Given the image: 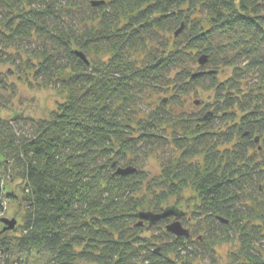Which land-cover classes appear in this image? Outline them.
Listing matches in <instances>:
<instances>
[{"label":"trees","instance_id":"obj_1","mask_svg":"<svg viewBox=\"0 0 264 264\" xmlns=\"http://www.w3.org/2000/svg\"><path fill=\"white\" fill-rule=\"evenodd\" d=\"M259 2L108 0L94 8L88 0H0V66L16 65L7 50L17 41L35 40V62L28 60L26 70L67 96L48 120L0 115V217L8 202L25 207L19 235L18 226L1 234L0 223V264H36L34 256L39 264H194L197 244L209 252L221 235L232 241L233 233L240 251L232 264H264ZM85 7L96 10L88 20L99 21L97 28L81 30L73 23ZM197 14L204 20H192ZM140 50L148 54L138 64L131 54ZM76 51L87 56L89 66ZM92 53L110 55L109 60L92 61ZM203 55L208 62L200 66ZM225 69L232 74L220 80ZM200 72L205 74L194 77ZM10 75L15 72L0 73V95L9 90ZM199 89L210 98L202 101L200 113L167 110L166 103L183 105L181 99ZM152 93L170 98L144 113L140 104ZM169 130L181 156L151 179L133 157L167 141ZM254 137L263 140L262 148L255 149L260 140ZM221 144L229 148L220 152ZM200 155L207 156L206 172L187 165ZM129 166L137 172L116 175ZM178 186L192 191L189 207L207 234L202 243L191 234L168 233L174 218L139 226L141 212L184 211L181 205L163 207L182 195Z\"/></svg>","mask_w":264,"mask_h":264},{"label":"rangeland","instance_id":"obj_2","mask_svg":"<svg viewBox=\"0 0 264 264\" xmlns=\"http://www.w3.org/2000/svg\"><path fill=\"white\" fill-rule=\"evenodd\" d=\"M86 1V0H85ZM90 5L93 0H88ZM95 1V0H94ZM106 2L108 0H105ZM262 6H264V0H260ZM94 13H96V10L89 9L88 7L83 8L82 10H78V16L75 19L74 24L78 25V29L83 30V28L88 27L90 28L91 25H94V28H97L99 21L93 22L88 20V17H95ZM81 17V18H80ZM205 15H194L192 17V20L201 19L204 20ZM79 19V21H77ZM69 21L71 22V18L69 17ZM128 20H122V22H127ZM206 27L208 25L206 24ZM174 36H170L172 38ZM151 45H153V41H150ZM219 43L225 44L226 42L219 41ZM155 45V44H154ZM38 47V42L35 40L28 41H17V44L15 47L7 50V53L12 54V58L16 60V65H13L11 63H6L4 65L0 66V73H10L13 71L15 72V75L9 76V79H7L9 90L7 92L3 91L0 95V109L1 113L0 115L7 119H13V117L17 114L19 117L22 118H30L34 119L36 121L38 120H48L51 117V114L54 110L57 109V106L59 103L65 102L67 99L66 94L63 92L53 89V88H46L41 83L35 81L28 70L25 68V64L28 62V60L35 62L34 58L31 57V51L35 50ZM264 50V48H263ZM264 53V52H262ZM146 54H148L147 51L140 50L135 53L131 54V59L134 61L139 62L140 64L141 60L145 58ZM8 56V55H7ZM90 59L92 61H96L99 63L106 62L109 60L110 55H102V54H90ZM7 57L3 60H6ZM21 68H23V74L21 71ZM19 70V71H18ZM222 74L220 73L219 78L220 80L226 79L232 74L231 69H225ZM198 95L191 94L190 96L181 99L183 102V105H169L167 104V110H171L172 112H176L179 114H197L200 113L203 110L202 101L207 102L210 98L207 99V94L204 92V90L199 89ZM170 98V95L163 94H151V98L143 101L140 104L139 110L144 111V113H148L152 110H155L163 100L164 102H168V99ZM199 102L198 105L195 103ZM213 110H211L212 112ZM219 122H216L218 124ZM223 128V127H221ZM164 138L167 141L161 142V145L159 147L154 148V150L148 152V154L144 155H138L136 158L133 157L136 161H138V168L144 170L148 176L152 179L154 177H160L163 173L164 168L167 166L169 167L172 163L175 166L177 161L179 160L181 156V152L177 149L176 145L173 144V140L171 139L172 136V130H169L168 133L164 134ZM168 138V139H167ZM256 138V137H254ZM262 140V139H261ZM236 141V139L234 140ZM233 145V144H232ZM263 146V140L261 143L257 144L255 149L258 150L260 147ZM229 146L225 145H219L217 148L220 152H224L227 150ZM252 152V151H251ZM224 154V153H223ZM222 154V155H223ZM264 155V154H263ZM222 158V156H221ZM207 156L206 155H200L198 157L193 158L191 161L187 163L191 164L196 168L197 170H201L202 172L207 171V163H206ZM20 182H15L14 186H19ZM179 187V186H178ZM177 187V188H178ZM180 188V187H179ZM192 188V187H191ZM159 189V188H158ZM160 190V189H159ZM182 195H179L177 197H172L168 199L163 204V207L166 208L168 206L172 205H181L183 206V210L187 212V215L185 218L182 219L183 226L190 230V234L192 237V240L195 242H203V238L207 236L206 232L203 231L204 226L200 224V220H196L195 213H193V210H191V207H189L190 197L192 196V191L189 189H181ZM260 191H263V186H260ZM148 197V195H147ZM152 201V197L149 196L147 198L148 202ZM250 206L253 205L252 202H249ZM254 205H258L257 203ZM148 207V205L146 206ZM145 211H151L146 208ZM25 213V207L23 205H19L17 203L8 202L6 205V210L4 214L0 217L2 218H8V219H17L18 221V229L15 231L17 234L19 230V227L23 224V214ZM259 218V217H257ZM200 222V223H199ZM219 236L221 235L220 233ZM19 235V233H18ZM10 236H14V234H10ZM238 237V234H231L230 238L233 239L232 241L227 240L224 236L221 235L219 238L221 242L216 244L213 249H211L209 252L203 251L200 248V245L197 244L194 248L196 249L198 258L194 262V264H232L234 261V254H238L240 251L239 243L238 241H235V239ZM230 239V240H231ZM259 244H257V247ZM264 246V245H263ZM259 248V247H258ZM264 248V247H263ZM33 260L36 262V264H39L41 262V259L37 257H32Z\"/></svg>","mask_w":264,"mask_h":264},{"label":"water","instance_id":"obj_3","mask_svg":"<svg viewBox=\"0 0 264 264\" xmlns=\"http://www.w3.org/2000/svg\"><path fill=\"white\" fill-rule=\"evenodd\" d=\"M233 1H237V0H233ZM106 4L105 0H93L91 2L92 7L96 8V7H100L102 5ZM184 29V26L182 25L181 28L179 30H177V32L175 33V36L178 37L182 31ZM76 55L83 61L85 62L88 66L90 65V62L87 58V56L82 52V51H76ZM208 62V57L206 55L201 56V58L199 59V64L200 66H205ZM205 73H197L194 75V77H198L201 76ZM199 102H196V105H198ZM212 114L209 113L207 114V116L204 118V120L208 119V117H210ZM259 138L257 137L255 139V141L258 143L259 142ZM116 163H114V167H116ZM137 172V169L129 166V167H119L116 171V175H120L122 177H127L130 175H133ZM186 214L184 211L180 210V208L178 207H169L166 208L165 210H163L161 213H153V212H141L138 214V218L140 220L139 222V226L142 227L144 226V222H148L149 226L155 225L158 222H160L161 220H165L168 218H174L173 221H171L167 227L166 230L168 233L176 236V237H185V238H189L190 237V230L186 229L182 222L180 221V219L182 217H184ZM223 221V220H222ZM0 223L2 225V230H1V234H4L6 232H11L14 231L17 226H18V221L17 219L13 218V219H8V218H2L0 219Z\"/></svg>","mask_w":264,"mask_h":264},{"label":"flooded vegetation","instance_id":"obj_4","mask_svg":"<svg viewBox=\"0 0 264 264\" xmlns=\"http://www.w3.org/2000/svg\"><path fill=\"white\" fill-rule=\"evenodd\" d=\"M245 136H248V133L245 134ZM261 141H262V140L260 139V142H259V143H261ZM259 143H258V144H259ZM256 145H257V144H256ZM185 216H186V215H185ZM183 218H184V217H182V218L180 219L181 222H182V219H183Z\"/></svg>","mask_w":264,"mask_h":264}]
</instances>
